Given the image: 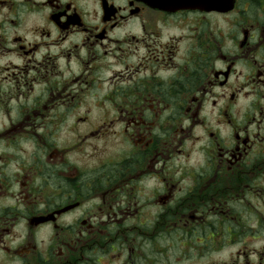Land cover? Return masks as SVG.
<instances>
[{"label": "flooded vegetation", "instance_id": "af4514ba", "mask_svg": "<svg viewBox=\"0 0 264 264\" xmlns=\"http://www.w3.org/2000/svg\"><path fill=\"white\" fill-rule=\"evenodd\" d=\"M0 264H264V0H0Z\"/></svg>", "mask_w": 264, "mask_h": 264}]
</instances>
